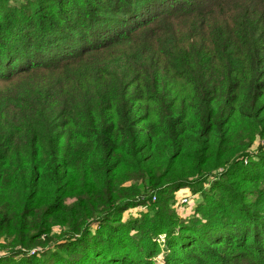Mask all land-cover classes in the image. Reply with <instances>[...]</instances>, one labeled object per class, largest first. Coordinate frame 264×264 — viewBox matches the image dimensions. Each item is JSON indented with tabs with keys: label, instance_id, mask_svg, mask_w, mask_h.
I'll use <instances>...</instances> for the list:
<instances>
[{
	"label": "trees",
	"instance_id": "obj_1",
	"mask_svg": "<svg viewBox=\"0 0 264 264\" xmlns=\"http://www.w3.org/2000/svg\"><path fill=\"white\" fill-rule=\"evenodd\" d=\"M70 1V27L26 10L27 42L0 37V82L20 75L0 107V264H264V193L245 195L264 158L233 155L230 126L263 114L264 0Z\"/></svg>",
	"mask_w": 264,
	"mask_h": 264
},
{
	"label": "rangeland",
	"instance_id": "obj_2",
	"mask_svg": "<svg viewBox=\"0 0 264 264\" xmlns=\"http://www.w3.org/2000/svg\"><path fill=\"white\" fill-rule=\"evenodd\" d=\"M89 1L91 3H95V4H92L95 6H98L101 3L104 4L106 2H109L106 0H89ZM75 3L76 2H71L70 0H0V9L7 10V12L0 17V37L1 39H6V35H9L12 39H18L20 41V44L23 42H27V40H25L21 32V29H20V12L24 13L26 10L31 12V14L34 16L36 15L34 14L35 11L41 10L42 14L39 15V17L41 18L43 17V19L40 22V27L52 26L53 22H61L62 26H65L68 28L70 27L69 21L73 18L72 9L74 8ZM18 10L20 11L17 14ZM2 13L3 12L1 11L0 14ZM48 20H52V22H49ZM16 24L17 26H15ZM13 26L15 27L13 28ZM2 28H5V30H1ZM56 38L57 36L54 33H49V32L44 33L41 36V38L37 39V44L43 43L46 45H49V44L73 45V44H78L81 37H79L78 35L70 34L69 39L64 40L58 44L55 43ZM23 51L26 52L25 49H23ZM31 52L43 54V52L41 51V47L39 46H36L35 48H33ZM10 54L9 53L0 54V69L5 67L9 63ZM18 56L20 57V53L18 54ZM19 57H17L18 61L20 60ZM12 61H14L13 57H12ZM31 80L32 78L28 79L27 81L23 82L21 86L24 85V87H27ZM18 91H20V75H17L13 78L6 77L2 79L0 82V107H1V103H3L5 99H8L9 94H14ZM2 120H3V113H0V123ZM230 126H231V135L237 136L239 139L238 140L239 144L234 146L233 155H235L239 151L243 154L246 153L245 155H248V156L242 157V160L244 161V163H247L249 158L250 160L258 159L259 156H262L264 158V103H263V114L261 112L260 115L250 118V122L243 120L242 117H236L232 120ZM0 129H1V126H0ZM235 149L237 151H235ZM2 150L3 148H0V153L2 152ZM232 165L233 164L226 165V166L220 167L219 169L213 170L211 173L208 174V176L205 179L214 178L216 180L218 178H221L224 171L226 169H230ZM201 179L202 178H200V180ZM196 180H199V177L191 179L190 181H187V183H191ZM225 182L229 186L235 185L233 184L234 183L233 180H229ZM252 183L253 182L247 184L246 187L248 188L249 185H254ZM134 185L137 188L139 187L138 189L140 193L137 195L139 199L148 200V197H150V194L149 195L145 194V192L140 189L142 185L139 183H135ZM190 187H191L190 185L184 186L180 191L174 194L173 207L179 211L180 217H182L183 221L189 218V215L191 214V210H193V208L195 207V204L197 203V199L194 200L193 198H190L188 202L186 203L184 202V198L188 197L187 194L192 195L191 193H193V191H191L192 187L191 188ZM263 193H264V181L259 183L258 186H252V188L245 191V195H248L249 199L253 201H257V202L261 201ZM193 194H196L195 197L193 196L194 198H198V192H195ZM154 200L155 199H152V201ZM190 201L191 202L193 201V202L189 205L188 203ZM136 212L137 211L135 210L133 211L129 210L127 213L128 215H130L131 213L134 214ZM65 229L66 228L57 226L53 229V233H61ZM12 250H13V247L11 245V239L0 238V256L6 253H9ZM158 259L160 260V258Z\"/></svg>",
	"mask_w": 264,
	"mask_h": 264
},
{
	"label": "built area",
	"instance_id": "obj_3",
	"mask_svg": "<svg viewBox=\"0 0 264 264\" xmlns=\"http://www.w3.org/2000/svg\"><path fill=\"white\" fill-rule=\"evenodd\" d=\"M154 199H155V197H154ZM188 200H189V198H187V197L184 198L185 203L188 202Z\"/></svg>",
	"mask_w": 264,
	"mask_h": 264
}]
</instances>
